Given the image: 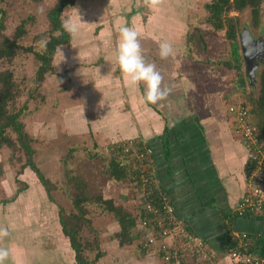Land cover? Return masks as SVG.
Returning a JSON list of instances; mask_svg holds the SVG:
<instances>
[{"label":"rangeland","instance_id":"rangeland-1","mask_svg":"<svg viewBox=\"0 0 264 264\" xmlns=\"http://www.w3.org/2000/svg\"><path fill=\"white\" fill-rule=\"evenodd\" d=\"M210 1L162 0L155 9H150L145 7L143 0H73L72 5L63 9L60 18L63 23L68 15L74 16L70 8H79L83 18L81 22L87 23L80 26L79 33L88 29L90 21H96L95 26L99 24V27H113L111 21L123 17L133 23L146 24L151 17H156V12L161 11L163 7L173 8L175 14L170 16L183 25L187 56L197 63L209 64L212 71L218 70L227 74L230 81L229 91L233 97L231 102L245 104L249 108L252 121L256 123V117L251 111L259 89L258 75L264 70V52L260 54L263 58L255 71V80H251L247 76L238 42L245 81V86L241 87L237 73L225 67V63H231L232 66L236 64L231 42L225 38L224 31H215L208 23L206 5ZM57 2L58 0H0V51L11 47L14 53L12 58H0V72L11 73L17 93L10 109L15 112L21 109L20 119L32 139L30 145L33 154L30 160L52 185L50 200L35 173L29 167H24L28 160L25 151L16 145L1 146L0 217L3 218L0 219V227L6 228L8 236L14 235V241L20 244H25L26 240L32 242L30 245L34 247H29V251L33 252L35 248L38 250V253L36 250L30 252L32 264H76L74 251L59 224L61 207L63 215L70 219L67 220L68 228L79 226L77 238L82 246V257L87 259L89 264L94 262L96 255L100 257L96 259L95 264H159L153 254L140 250L138 238L134 236L136 234L133 233L130 245H121L116 238L118 223L111 213L106 212L103 206L96 202L98 197L110 199L114 205L121 206L137 217L140 198L135 182L131 179L134 174L131 171L134 166L131 157L118 152V143L103 147L100 143L92 142L88 136L63 135L62 125H58L59 114L63 116L59 93L69 85V76L75 70L77 73L82 72L83 69L78 65L87 62L91 57H101L100 54H95L91 45L84 47L80 43L82 36H77V33L74 43L70 40L68 45H61L66 48H56L50 64L52 72L45 73L42 81L37 80L39 62L35 53L44 50L50 34L53 33L47 14ZM228 15L237 19V41L239 34L247 30L254 39L255 46L262 47L264 51V0L259 6L256 23L253 22L249 9L239 13L230 12ZM83 26L87 28L82 29ZM89 30L92 29L89 28L88 32ZM97 30L98 28H93L89 32H92L90 35ZM111 31L106 37L108 42L112 41L111 33L116 30ZM78 52L85 53L86 57H76L81 62L76 64L70 60L75 58L70 57V54ZM74 66L77 68L73 69ZM79 77L75 79L80 83L83 79ZM56 79L63 83L58 86ZM8 136L13 140L15 138L11 131ZM114 159L122 162L127 172L126 181L116 183L109 179V164ZM26 171H29V175ZM81 195H85L87 200L81 203L83 212L82 216H79L71 198ZM73 216H78L79 220ZM255 222L258 223L257 231L263 229L262 221ZM14 233L20 236L16 237ZM6 261L9 262L8 259ZM226 262L230 263L224 260L222 264Z\"/></svg>","mask_w":264,"mask_h":264},{"label":"crops","instance_id":"crops-1","mask_svg":"<svg viewBox=\"0 0 264 264\" xmlns=\"http://www.w3.org/2000/svg\"><path fill=\"white\" fill-rule=\"evenodd\" d=\"M156 13L146 24L123 17L113 19V27L95 26L97 22L90 21L88 29L98 28L93 35L89 33L92 30L82 27L86 30L77 34L83 37L80 43L93 46L101 57L81 63L76 57H86L85 53L70 54L75 57L70 60L81 63L78 66L83 71L77 75L75 70L69 76V85L59 93L63 116L59 114L58 125H62L63 135L88 136L103 147L131 140L150 145L157 180L175 213L210 249L222 254L229 232L258 235L264 231V226L257 231L254 218H235L245 191L247 151L234 134L227 112L233 98L230 81L222 71H212L209 64L187 56L183 25L170 16L175 14L173 8L163 7ZM123 26L139 33L144 59L156 65L165 84L173 86L165 100L143 103L145 85H131L120 72L116 49ZM111 29L116 31L108 42ZM75 36L71 35L73 43ZM162 42L173 48L166 59L158 54ZM77 76L83 79L80 83L76 82ZM14 238L10 235L0 239V248L9 251V262L4 264H32L30 254L35 250L38 253L37 248L29 251L34 247L32 242L20 244Z\"/></svg>","mask_w":264,"mask_h":264},{"label":"built area","instance_id":"built-area-1","mask_svg":"<svg viewBox=\"0 0 264 264\" xmlns=\"http://www.w3.org/2000/svg\"><path fill=\"white\" fill-rule=\"evenodd\" d=\"M227 112L236 137L247 151L245 191L236 213L239 216L264 213V134L251 119L249 108L242 102L231 103ZM118 152L130 156L135 188L140 198L133 233L143 253L153 254L159 264H222L206 243L191 232L175 215L171 200L159 185L152 149L142 141L119 142ZM140 211L145 214L140 215ZM257 235L232 231V247L225 256L231 262L264 264V258L250 251Z\"/></svg>","mask_w":264,"mask_h":264},{"label":"trees","instance_id":"trees-1","mask_svg":"<svg viewBox=\"0 0 264 264\" xmlns=\"http://www.w3.org/2000/svg\"><path fill=\"white\" fill-rule=\"evenodd\" d=\"M263 0H211L209 4L206 5L208 11V23L215 31H224L225 38L231 42L233 46V54L235 55V65L232 66L231 63H225V67L231 70H234L237 73L239 85L241 87L245 86L244 76L242 75V69L240 64V54L238 49L237 41V19L228 15L230 12H242L245 9H249L251 12L252 20L254 23L257 22L259 17V6ZM73 0H58V2L50 9L47 14V18L51 27V31L48 41L45 44L44 50L41 53L36 52L35 58L39 62V66L36 72L37 80L42 81L45 73L52 72L51 61L53 56L56 53V48L61 45H68L71 36L67 33L62 27V21L60 14L63 9L67 6L72 5ZM23 25L25 22L22 23ZM20 36L19 33H17ZM13 46L14 43H12ZM11 47H7L6 50L0 51V58H12L14 56L13 50ZM258 94L257 97L253 100L252 114L256 117V126L259 129L260 134H264V70H262L258 75ZM14 83L11 79V73L9 71L0 72V147L1 146H19L28 156L27 162L24 164V167H29L36 177L40 184L44 187V190L51 200L50 189H52L51 182L43 175L41 170L35 165L33 161L30 160L33 149L30 145L32 139L27 134L23 122L20 119L21 109L18 111H13L10 109V105L13 100L16 98V91L14 90ZM11 131L15 138L14 140L8 136V132ZM148 145V144H147ZM150 148L151 146L148 145ZM152 149V148H151ZM153 157V151H152ZM154 160V159H153ZM155 164V162H154ZM127 172L125 171L122 162L111 160L109 164L108 176L109 179L116 183L126 181ZM14 198L11 199L13 201ZM87 200L85 195L81 197L71 198L74 208L79 212L78 215L82 216V207L81 203ZM96 202L103 206L104 210L108 213H111L115 221L119 225V231L116 234V238L119 239L121 245H130L133 240V227L135 225V217L126 211L121 206L114 205L113 201L110 199H103L98 197ZM63 209L59 207V224L63 235L69 240L71 249L74 251V258L76 264H89L90 262L82 257V246L77 238L79 226L74 228H68L67 219L63 215ZM175 212V211H174ZM144 212L140 211V215L144 216ZM178 217V215L175 213ZM74 219L79 220L78 216H73ZM179 218V217H178ZM235 218H254L256 220L262 221L264 224V213L262 215H255L250 217L248 215L239 216L235 212ZM230 233L226 239V246L224 247V252L222 254H217L214 251L215 258L219 259L221 262H224L226 254L233 246L230 241ZM135 234V233H134ZM136 239L137 235H134ZM204 241V240H203ZM250 251L258 254L264 258V231L261 234L257 235V238H253L250 244ZM100 256L96 255V258L91 264H95L96 259ZM229 261V260H228ZM228 263V262H226ZM223 263V264H226ZM231 264H245L242 262H231ZM228 263V264H230Z\"/></svg>","mask_w":264,"mask_h":264},{"label":"clouds","instance_id":"clouds-1","mask_svg":"<svg viewBox=\"0 0 264 264\" xmlns=\"http://www.w3.org/2000/svg\"><path fill=\"white\" fill-rule=\"evenodd\" d=\"M161 2L162 0H143L145 7L150 9H155ZM70 9L74 13V16L71 14L68 15L63 20L62 27L67 33L74 36L78 33L80 26L87 23L81 22L83 18L80 15L79 8ZM119 33L120 42L116 49V60L120 72L128 79L131 85L138 86L141 83L145 85L142 95L143 103L157 104L159 101L165 100L171 94L173 86L165 84L164 77L156 65L154 63H148L144 59L141 44L138 39L139 33L134 28L128 26L121 27ZM172 53L173 48L171 44L168 42L159 44L158 54L161 59L168 58ZM57 83L59 86L63 81L57 80ZM8 235V230L0 227V239ZM8 257L9 251L6 248H0V264H4Z\"/></svg>","mask_w":264,"mask_h":264},{"label":"water","instance_id":"water-1","mask_svg":"<svg viewBox=\"0 0 264 264\" xmlns=\"http://www.w3.org/2000/svg\"><path fill=\"white\" fill-rule=\"evenodd\" d=\"M238 40L240 51L242 53V59L246 65L247 76L249 79L255 80V71L259 62L263 58L260 57V54H262L264 51L262 47L255 46L256 43L247 30L239 34Z\"/></svg>","mask_w":264,"mask_h":264}]
</instances>
